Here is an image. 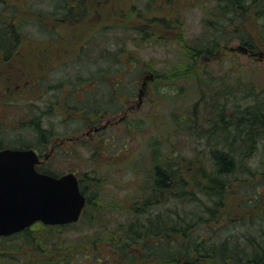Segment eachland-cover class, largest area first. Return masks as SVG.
<instances>
[{
  "label": "rangeland",
  "instance_id": "rangeland-1",
  "mask_svg": "<svg viewBox=\"0 0 264 264\" xmlns=\"http://www.w3.org/2000/svg\"><path fill=\"white\" fill-rule=\"evenodd\" d=\"M5 1V7L11 9L36 11L22 17L24 21L18 19L26 37L17 41L9 59H0V119L6 129L4 137L9 145H18L19 141L25 144L39 141L32 127L19 124L23 116L28 117L25 111L30 105L36 113H42V121L49 131H67L52 136L49 143L42 146L40 159L44 160L45 154V165L53 172H74L83 180L86 195L91 197L90 203L93 202L86 204L85 214L75 229H45L38 236L43 255L53 246L65 247L68 252L77 251L75 264H89L92 257L83 249L82 243L89 237L99 236L103 246H107L110 235L117 239L126 231L127 224L137 215L134 203L143 202L150 192L153 163L169 158L176 160L180 155L191 157L194 151L201 155L204 163L208 162L210 146L204 143L212 142L214 147L212 139L224 136L208 130L217 124L212 105L225 103V116L234 115L232 106L235 103L242 106L249 102L251 96L246 93L264 90V27L256 12L251 10L245 14L246 22H224L217 15L219 4L224 0H150L151 11L159 17L166 15L170 27L150 29L144 34L128 27L129 30L124 32L125 41L102 34L99 38L97 27L104 25L106 19L102 10L97 9L101 0H89L83 18L64 24L48 23L56 28H52L51 37L49 34L45 38L35 22L45 20V9L51 12L57 0ZM137 1L138 6L143 7L148 0ZM130 2L105 0L104 12L119 8V4V9L125 13ZM128 14L122 15L121 23L131 25ZM40 16L43 19L38 20ZM214 26L222 28L224 34L238 26L237 29L249 32L255 47L244 51L238 39H228L211 55L204 54L192 60L198 75L166 79L163 73L190 62L191 49L206 42L208 30ZM110 33L108 29L105 34ZM90 34L92 41L88 40ZM120 46L135 52V64L123 67L124 62L123 66L116 62L113 65V61L105 60L107 55L100 53L102 48L111 52ZM126 56L131 59L127 52L120 54V59L126 61ZM118 68L122 69V74L99 72ZM155 72H161L157 79L151 77ZM116 81L120 83L116 85ZM32 83L39 85L31 89ZM6 86H10V93L5 92ZM84 88L92 90L91 94ZM93 88L96 89L94 92ZM117 96L121 103L118 99L113 100ZM94 99L92 104L97 105L107 101L109 113L100 118L93 114L88 119L99 118L93 124L88 119L81 120L76 111L70 118L62 112L65 102L78 110ZM231 135H234L233 131ZM257 155L248 160L253 170L261 165ZM261 177L258 176L257 185L264 192ZM237 188V183L232 185L233 192L240 195ZM172 204L173 200L166 199L152 209L164 210ZM228 204L232 211L223 212L230 216L255 209L252 205L242 208L234 198H230ZM4 251L24 259L31 255L32 249L16 238L0 241V259ZM11 261L4 264H13Z\"/></svg>",
  "mask_w": 264,
  "mask_h": 264
},
{
  "label": "trees",
  "instance_id": "trees-1",
  "mask_svg": "<svg viewBox=\"0 0 264 264\" xmlns=\"http://www.w3.org/2000/svg\"><path fill=\"white\" fill-rule=\"evenodd\" d=\"M87 1L89 0L55 1L51 12L48 13L45 9V15L42 14L45 16V20L41 16L38 17V20H43L35 22L37 30L45 34V38L49 34L51 37L52 28L55 29L56 26L50 27L48 23L76 22L84 17ZM104 1L101 0L100 4H97V9L102 10L101 13L106 19L104 25L97 27L96 32L99 38H102L100 35L102 34L103 37L125 41L124 32L129 30L128 27L139 34L147 33L150 29L153 31L154 28L164 30V27H170L166 15L159 17L156 12L151 11L150 0L143 7L138 6L137 0H131L126 7L127 12H125L129 13L131 25L121 23L122 15L125 13L119 9V4V8L104 12L106 9ZM0 2V59L4 61L10 58L17 41L26 37L21 29V21L19 22L18 19L22 20V17L28 15L30 11L36 10L24 12L18 8L5 7L7 4L5 0ZM16 10L21 12L16 13ZM248 10L256 12L258 20L264 27V0H224L223 4H219L217 15L224 22L234 24L235 22H246L245 14ZM133 18L142 20L138 22ZM153 24L157 27H150ZM208 25L210 26L209 23ZM237 28L238 26L226 34L218 26H214L212 30L209 29L206 42L191 49L190 62L188 61L180 67H173L169 69V72L163 73L166 75V79L198 75V72H195V65L192 66V60L194 61L204 54L211 55L213 50L222 47L228 39H238L243 45V49H253L255 45L249 32ZM108 29L111 32L110 35L105 34ZM227 34L229 37L225 36ZM91 35L88 40L92 41ZM148 36L151 35H146V37ZM49 41H54V39ZM126 52L131 59L126 56V61L121 60L120 54ZM100 53L107 55L104 57L105 60H108V63L113 61V65L120 62L123 66L124 62L125 66L123 67H127L128 64L137 62L135 52L123 46L117 47L111 52H108L105 47L100 50ZM103 71L122 74L121 68L100 70L99 72ZM159 73L161 72L152 73L151 77L157 79ZM111 77L115 78L116 75ZM115 83L117 85L120 82L116 81ZM32 85L31 89H34L39 84L32 83ZM4 90L6 93L11 92L10 86H6ZM84 90L89 91L90 94L92 92L89 89L84 88ZM94 90L96 89L93 88V92ZM263 93V89L246 93V96H251L252 99L249 98V102L242 106L235 103L232 106L234 115L225 116V103L212 105V110L217 114V124L209 127L208 130L215 134L223 133L224 136L223 138L216 136L212 139L215 141L214 147L211 145L212 142L204 143L205 146H210L208 149L209 166L208 162H203L204 159L196 151L192 153L191 157L180 155L176 160L169 158L161 163H153L150 192L143 202L134 203L133 209L137 215L135 214V218L127 224L126 231L117 239L110 235L107 246H103L99 236L89 237L82 243L83 249L92 257L89 264H264V192L257 185L259 175L263 176L260 179L264 181ZM115 98L113 100L118 99L117 101L120 102L118 96ZM80 100V102L83 101ZM94 101L95 99L78 110L65 102L62 112L70 118L76 111L75 114L81 120L88 119L93 114L100 118L105 113H109L107 101L100 105L92 104ZM33 109V105L26 109L28 117L23 116L19 124L32 127L39 137V141L27 144L19 141L18 145H9L4 137L6 130L3 125L4 121L0 119V149L6 147L34 148L39 152L42 146L49 143L52 136L63 135L67 132L49 131L48 126L42 121V113L39 111L36 113V110ZM99 118L88 120L90 124H93ZM231 131L234 132V135H231ZM259 145L261 146L258 147ZM258 150H260V155H257ZM253 155L258 156L261 164L257 165V170H253L250 167L252 164L248 161ZM261 166H263V170ZM37 169L54 176L62 174L49 170L47 165L44 168L43 164L38 165ZM239 175L242 177L239 178ZM253 178L255 180L252 182ZM236 183L240 195L233 192L232 185ZM79 187L86 196V204H91L93 201L90 203L91 197L86 195L87 191L81 179H79ZM230 198L239 201L244 209L251 205L255 209L249 213L243 212L238 216H230L227 212H223L224 210L232 211L228 204ZM166 199L173 200L170 207L164 210L152 209L156 204ZM85 209L86 205L81 217L85 214ZM80 219L77 222L60 225H46L37 221L19 232L1 236L0 241H13L17 238L32 249L31 255L24 259L16 258L13 254H6L7 252L4 251L5 253H1V264L9 260H12L13 264H75L74 256L77 251L75 253L68 252L65 247L60 249L58 246H53L51 251H45V255H43L42 241L38 234L45 229H75Z\"/></svg>",
  "mask_w": 264,
  "mask_h": 264
},
{
  "label": "water",
  "instance_id": "water-1",
  "mask_svg": "<svg viewBox=\"0 0 264 264\" xmlns=\"http://www.w3.org/2000/svg\"><path fill=\"white\" fill-rule=\"evenodd\" d=\"M40 162L33 148L0 149V237L36 221L55 225L79 219L86 197L76 174L43 173L36 169Z\"/></svg>",
  "mask_w": 264,
  "mask_h": 264
},
{
  "label": "flooded vegetation",
  "instance_id": "flooded-vegetation-1",
  "mask_svg": "<svg viewBox=\"0 0 264 264\" xmlns=\"http://www.w3.org/2000/svg\"><path fill=\"white\" fill-rule=\"evenodd\" d=\"M43 157H44L43 158L44 160H42L43 161L42 164L44 165V168H45V154L43 155Z\"/></svg>",
  "mask_w": 264,
  "mask_h": 264
}]
</instances>
